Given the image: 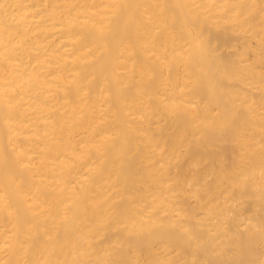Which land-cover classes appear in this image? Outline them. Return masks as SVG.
I'll return each instance as SVG.
<instances>
[{
	"label": "bare ground",
	"instance_id": "obj_1",
	"mask_svg": "<svg viewBox=\"0 0 264 264\" xmlns=\"http://www.w3.org/2000/svg\"><path fill=\"white\" fill-rule=\"evenodd\" d=\"M0 264H264V0H0Z\"/></svg>",
	"mask_w": 264,
	"mask_h": 264
}]
</instances>
